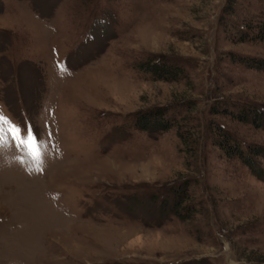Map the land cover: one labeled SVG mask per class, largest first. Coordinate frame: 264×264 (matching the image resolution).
I'll use <instances>...</instances> for the list:
<instances>
[{
    "label": "rangeland",
    "instance_id": "rangeland-1",
    "mask_svg": "<svg viewBox=\"0 0 264 264\" xmlns=\"http://www.w3.org/2000/svg\"><path fill=\"white\" fill-rule=\"evenodd\" d=\"M263 20L264 0H0V115L41 153L0 141V264H264V180L218 146L264 148L233 116L264 111V66L239 62H264L242 40ZM157 111L172 128L142 130Z\"/></svg>",
    "mask_w": 264,
    "mask_h": 264
},
{
    "label": "trees",
    "instance_id": "trees-1",
    "mask_svg": "<svg viewBox=\"0 0 264 264\" xmlns=\"http://www.w3.org/2000/svg\"><path fill=\"white\" fill-rule=\"evenodd\" d=\"M256 26L257 31H255V34L252 36L249 35L250 38L248 37L247 39L242 38V40H248L251 43L264 42V20L260 21ZM250 29L253 30L254 26L250 27ZM239 62H243L246 66L258 69H262L264 66L263 61H258L255 63V61L252 62V59L250 58L241 59ZM142 68L149 71L157 80L163 81H177L180 78L179 76L183 75L184 73L182 69L168 66L166 64H143ZM165 114L166 113L163 111H157L150 115H146L145 118L138 122V126L142 130L148 132H166L172 128V124L169 123V119L166 118ZM233 116L236 117V119L240 122L252 123L258 128L264 127V111H260L257 108H244L240 113ZM221 136L223 139L218 143L220 149L223 150L228 157H237L240 159L243 164L249 168L253 175L261 180H264V169L259 163L261 159H264V148L250 146L245 151L241 148L240 143L236 142L235 140L233 141L234 144H228V142H230V137L225 132L222 133ZM179 138L183 144L186 143L185 137L181 133H179ZM186 193L187 191L185 187H181L178 190L177 194H179V196L176 194V200L173 205L174 211H177L179 207L183 205L185 201L184 195H186Z\"/></svg>",
    "mask_w": 264,
    "mask_h": 264
},
{
    "label": "snow or ice",
    "instance_id": "snow-or-ice-1",
    "mask_svg": "<svg viewBox=\"0 0 264 264\" xmlns=\"http://www.w3.org/2000/svg\"><path fill=\"white\" fill-rule=\"evenodd\" d=\"M3 125H9L7 129ZM11 136L15 142V147L21 151L27 149V155L37 163L41 162V153L37 148V134L35 129L30 125H18L10 121L3 115H0V141H3L6 135Z\"/></svg>",
    "mask_w": 264,
    "mask_h": 264
}]
</instances>
